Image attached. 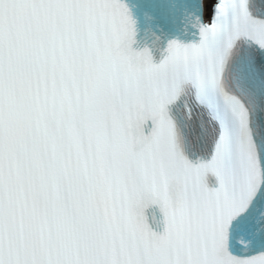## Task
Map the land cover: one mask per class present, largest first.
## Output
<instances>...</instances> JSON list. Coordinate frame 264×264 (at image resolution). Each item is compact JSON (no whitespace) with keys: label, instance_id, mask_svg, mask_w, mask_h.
<instances>
[{"label":"snow or ice","instance_id":"1","mask_svg":"<svg viewBox=\"0 0 264 264\" xmlns=\"http://www.w3.org/2000/svg\"><path fill=\"white\" fill-rule=\"evenodd\" d=\"M208 2L0 0V264H264V0Z\"/></svg>","mask_w":264,"mask_h":264}]
</instances>
